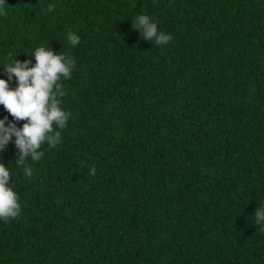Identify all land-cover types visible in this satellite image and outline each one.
I'll return each instance as SVG.
<instances>
[{
  "label": "trees",
  "instance_id": "trees-1",
  "mask_svg": "<svg viewBox=\"0 0 264 264\" xmlns=\"http://www.w3.org/2000/svg\"><path fill=\"white\" fill-rule=\"evenodd\" d=\"M6 3L0 65L44 45L75 67L32 176L0 152L21 204L0 264H264V0ZM139 14L169 43L143 40Z\"/></svg>",
  "mask_w": 264,
  "mask_h": 264
},
{
  "label": "clouds",
  "instance_id": "clouds-1",
  "mask_svg": "<svg viewBox=\"0 0 264 264\" xmlns=\"http://www.w3.org/2000/svg\"><path fill=\"white\" fill-rule=\"evenodd\" d=\"M6 0H0V15L4 14ZM49 11L53 5H49ZM132 28L143 34V40L152 41L154 45H166L171 35L158 30L157 22L150 16H136ZM67 41L76 46L80 36L74 31L67 33ZM23 61L16 57L0 65V105L13 118H0V152L12 142L18 150L16 163L24 175L31 177L33 169L27 161H39L44 155L42 145L47 142L55 146L60 141V132L70 118V113L61 107L59 97L65 95L60 84L61 77L69 79L75 67L74 61L50 46L39 45ZM31 65V66H29ZM4 76L7 79L3 78ZM15 80V87L10 81ZM23 121L18 125V122ZM55 125V129H54ZM96 168H90V174H96ZM13 177L10 168L0 161V220L15 219L21 212L18 194L13 190L9 178ZM255 225L264 231V206L256 207L253 215Z\"/></svg>",
  "mask_w": 264,
  "mask_h": 264
}]
</instances>
